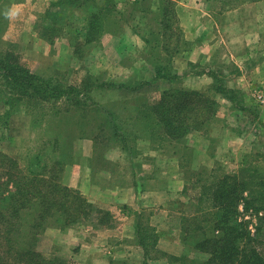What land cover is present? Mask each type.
<instances>
[{"label": "rangeland", "instance_id": "1", "mask_svg": "<svg viewBox=\"0 0 264 264\" xmlns=\"http://www.w3.org/2000/svg\"><path fill=\"white\" fill-rule=\"evenodd\" d=\"M30 1L36 3V7L32 10L35 13L33 15L35 23L29 20L26 25H22L20 19L24 10L19 4L22 2L28 4L27 2ZM45 1L51 2L52 0H4L0 5V21L3 22L2 31L0 30V50L17 52L22 62L32 72L43 77H51L54 83L59 81L65 85L80 86L81 84L86 88V94L90 96L88 100L91 104L90 111L86 118L82 119L80 108L73 105L68 106L65 100L59 103V107L53 101L46 102L45 108L34 106L28 109L23 105L18 106L12 112L9 124L5 128L2 127L0 132L5 135L1 149L18 159H23L29 153L39 152L45 141L56 134L61 133L63 137L71 134L72 138L67 143L62 142L58 151L59 153L62 149H66L69 152L67 156L69 161L62 172V181L78 189L84 197L91 201V195L95 197L97 194L90 192L89 184L96 178L99 179L96 182L100 201L91 202L98 208L112 212L114 226L118 228L105 227V224H101L93 217L71 225L54 224L40 236L38 249L48 256H58L74 264H149V260L160 252L159 238L155 244L149 240L152 243L148 247H143L140 244V234L137 232V237L135 236L137 246L133 255L127 258L111 252L113 242L119 238H130V235H127L131 231L132 224L136 226V230L147 226H172L182 223L183 214L191 213L192 218L204 214V211L197 209L199 201L197 203L195 200L199 196L200 184L192 186V180L200 177L205 182L206 180L209 182L214 177L219 178L224 174H240L244 168H249L255 176L253 181H262L264 178V105H259L255 101L256 90L254 88L230 89L231 91L225 92L226 95H224L234 102L225 108L229 115L222 119L216 116L208 127V132L196 131L180 141L171 140L163 135L161 137L158 134L153 135L146 123L137 119L140 105L148 97L156 96L162 90L182 88L181 79L178 78V81L171 86L156 82L140 90L128 86L153 80L157 74L154 64L172 65L173 58L168 61L166 57H171L174 45L178 42L179 34L175 27L181 26L180 20L171 19L173 26L171 32L166 35L165 19L161 8L164 5L160 0H148L153 12L147 19H143L141 12L136 10L135 0H118V8L124 11L125 18L120 20L119 25L116 26L117 31L105 33L93 50L90 51V47L85 46L81 48L79 54H75L72 45L76 34L74 31L77 27L81 28L84 25V17L87 13L83 10H75L70 19V27L65 28L66 32L57 36L55 43L51 44L40 34L46 11ZM177 1L180 0H176V5ZM249 1L256 0H206V3L210 6H218L219 2H222L232 8ZM133 12L135 15L132 14ZM255 12L254 9V17ZM14 26L18 27L19 31L12 32ZM138 27L146 33L153 30V34H150L154 39L152 45L143 43V47H134V43L130 41H126L125 44L123 41L120 42V38L125 34L123 32L138 33ZM22 31L38 32L37 35H40L42 40L31 44L30 41L28 42L30 35L28 37L25 33L23 42L20 40L18 42V39L15 40L16 33ZM106 35L109 38L114 36V47L105 48L102 42ZM181 37L183 38L184 34H181ZM46 42L51 44L48 49L54 55L51 57L53 59H48L50 62H47L48 60L44 62L43 57L34 56L32 53L42 51ZM27 43L33 45L31 51L26 50ZM127 43H132V49L129 48L126 55L120 58L118 53L122 48L121 44L124 46ZM179 45L182 49L192 46L191 43L188 44L183 40ZM111 48L116 52H113ZM228 67L232 68L231 65ZM165 72H168V69ZM91 80L95 82V85L90 91L88 88L91 86L89 87L87 83ZM104 82H112L116 86H96ZM118 84H124V86ZM219 85H222L221 79H216L214 88L206 89L204 92L211 98H215ZM67 106L71 108L68 112L65 109ZM217 108V110L220 109L219 104ZM58 109H61L60 115L67 117V120L60 121L62 118L55 115L54 111ZM243 109L245 111L241 112ZM107 110L112 113L108 114ZM228 128H235L242 136L237 139L224 137ZM96 134L100 135L97 141L93 139ZM103 134L106 136H102ZM150 146L163 150V154L159 155L156 161L161 165L157 173L159 174L158 180L162 182L161 187H172L174 190L179 188L181 192L178 193L179 195H176V191L174 192L169 205L162 206V208L158 206L153 209L142 208L144 211L136 213L134 209L138 207L127 204V200L134 196L132 182L135 181L139 172L142 175H152L156 172L151 168V162L143 161L141 167H134V163L142 160L144 156L143 154L140 156L139 150ZM51 148L50 145L46 146L45 157L47 153H51ZM169 156L178 157L180 162L183 161L184 167L171 174L168 168ZM82 179L83 184L80 189L75 183ZM113 186H118V188H113ZM186 186H188L187 189ZM253 186L260 198L264 187L260 183H254ZM145 187L151 189L156 185L154 182H147ZM116 189L119 193L115 192ZM131 190L133 195H131ZM258 204L262 202H250V206L247 204L249 208L247 211L243 201L238 205L239 220L246 222L252 237L257 238V244L260 241L264 242V222L260 217L264 215V210H261L258 215L255 214ZM129 213L131 215H128ZM261 226V231L256 233V229ZM156 234L159 236L158 233ZM133 244L125 246L129 247ZM140 251L144 255L143 261L139 260ZM195 260L202 259L196 257ZM174 264L188 263L174 262Z\"/></svg>", "mask_w": 264, "mask_h": 264}, {"label": "trees", "instance_id": "2", "mask_svg": "<svg viewBox=\"0 0 264 264\" xmlns=\"http://www.w3.org/2000/svg\"><path fill=\"white\" fill-rule=\"evenodd\" d=\"M162 16L165 19V34L171 32L173 22L179 20L176 12V0H160ZM136 10L140 11L143 19L152 14L148 0H135ZM118 0H52L46 8L43 26L40 34L51 44L55 43L57 36L64 34L65 28L70 27V19L75 10H83L84 25L77 27L75 39L72 42L74 53L79 54L81 48L97 44L102 36L114 32L125 13L118 8ZM133 9V11H136ZM71 13L68 14L67 13ZM135 15V13H132ZM85 15V14H82ZM2 21H0V30ZM161 23H163L161 21ZM40 24V23H39ZM41 24V25H42ZM137 28L147 45H152L154 39L150 34ZM178 42L174 45L171 57L172 65L154 64L157 71L153 80L140 82L139 85L128 86L140 90L145 86L153 85L154 81L164 78L177 81L179 75L174 71L173 62L176 55L190 49H182L180 42L186 41L181 37V26L175 27ZM2 31V30H1ZM117 31V30H116ZM115 33V32H114ZM159 41V40H156ZM180 41V42H179ZM163 60V58H162ZM168 69V72L165 70ZM92 90L95 82L87 83ZM116 86L112 82L96 84V86ZM119 86H124V84ZM128 85V84H125ZM86 88L79 85H65L51 77H43L32 72L17 52L0 50V132L2 127L9 124L14 110L21 105L28 109L34 106L46 107V102L53 101L59 107L63 100L67 105L79 107L80 117L86 118L91 104ZM231 91L222 85L217 92L224 95ZM66 107L68 112L71 108ZM218 102L204 91L188 88H168L158 92L156 96L148 97L137 113V119L143 120L153 135L166 136L174 141H180L193 132H208V127L217 116ZM108 114L110 110H107ZM60 121L67 117L60 115L61 109L54 111ZM79 121H81L79 119ZM110 121V119H109ZM118 135V134H116ZM100 135L93 136L95 141ZM102 136H106L103 134ZM151 138L152 135L150 134ZM5 135L0 134V264H74L64 261L58 256H48L38 249L40 236L48 227L71 225L76 222L94 218L105 227H113L114 219L110 211L98 208L75 188L62 181V172L68 164L69 152L61 148L62 142L67 143L71 134H56L46 140L39 152L29 153L26 158L18 159L1 149ZM105 138V137H104ZM52 146L51 153L44 156L46 146ZM181 166L184 167L183 161ZM200 176V175H198ZM212 177V176H211ZM255 176L249 168H244L240 174H224L219 178L205 182L203 178L192 180V186L200 184L199 196L195 199L204 214L191 217V213L182 216L183 239L200 252L209 257L205 260L190 259L186 256L175 257V262L188 264H264V242L256 243L246 222L239 220L238 205L244 202L247 211L250 202L260 201L255 214L264 210V192L258 198V191L253 186L260 183L264 187V178L254 182ZM188 186H186L187 189ZM264 222V215L260 216ZM248 223V222H247ZM102 226V225H101ZM138 226V225H137ZM139 227V226H138ZM262 226L256 229L259 233ZM258 231V232H257ZM140 234V244L148 247L150 243L158 241V235L153 227L137 229ZM149 240H152L151 242ZM258 242V241H257ZM148 251V250H147ZM146 251V252H147ZM188 258V260H187Z\"/></svg>", "mask_w": 264, "mask_h": 264}, {"label": "crops", "instance_id": "3", "mask_svg": "<svg viewBox=\"0 0 264 264\" xmlns=\"http://www.w3.org/2000/svg\"><path fill=\"white\" fill-rule=\"evenodd\" d=\"M3 2L4 0H0V5ZM27 3L22 2V4H19L24 10V14L20 19V24L22 25H26V22L29 20H32L33 24L35 23L33 19L35 13L32 10L36 7V3L31 1ZM49 4V1L44 2L46 8ZM25 8L27 9L25 10ZM254 9L256 10L255 17ZM176 11L184 38L192 44L188 51L176 55L173 62L174 71L179 75L182 86L188 89L205 91L206 89L214 88L216 79H221L222 86L228 89L236 90L243 88L246 90L254 88L256 90V95H254L255 101L259 105H264V102H260L261 100L257 96L258 91L264 90V0L249 1L232 8L226 3L222 4V2H219L218 6H210L206 3V0H180L177 1ZM17 28L16 26L12 27V32L19 31ZM25 33L28 34V37L30 35L28 42L30 41L31 44H35L36 41H40L41 39L40 35H37L38 32L22 31L21 33H16L17 37L15 40L18 39V42L19 40L23 42V35ZM123 33L125 34L120 38V42L123 41L124 44L126 41H130L134 43V47H143V43H146L143 37L134 31ZM114 39V36L109 38L106 35L102 42L105 48L114 47ZM30 43L26 44V50L28 51H31V48H33V45ZM132 43H127L124 46L121 44L122 48L118 53L120 58L122 55H126L125 53L129 48L132 49ZM97 46L98 43H94L88 47H90L91 51ZM23 47L25 48V46ZM49 47H51V44L46 42L43 45L42 51L39 50L36 53L35 51L32 53L34 56L43 57V61L45 62L48 59H53L51 57L54 56L48 49ZM102 48L104 47L102 46ZM111 50L116 52L112 48ZM47 62L50 61L48 60ZM229 65L232 66L231 69L228 67ZM44 72L42 74L46 75ZM154 82L171 86L176 81L159 78ZM215 98L220 106L217 116L222 119L226 115H229L227 109H225L226 106H230L234 102L217 91ZM244 111L245 109L241 110V112ZM226 130L224 137L237 139V137L242 136L235 128H228ZM139 151L140 156L142 154L144 156H142V160L134 163V167H141L143 161L151 162V168L154 169L156 174L142 175L139 172V175L135 177V181L132 182L131 186L134 196H131V199L127 200V204L138 207L134 209L136 213L144 211V208L153 209L155 206L162 208V206L169 205L174 192H177L176 195L181 192L179 188L178 190H174L172 187H161L162 182L158 180L159 174H157L161 165L157 164L156 161L158 160V156L163 154L162 149L150 146ZM168 160L170 161L168 168L171 174L182 167L178 157L169 156ZM96 180L98 181L99 179L96 178ZM96 180L89 184V188L91 193L97 194L95 197L91 195V201L98 203L100 201V193L97 190L98 183ZM147 182H154L156 187L147 189L145 187ZM155 182H159V184H155ZM184 182L183 184L185 185ZM75 184L82 189L83 179ZM115 187L118 188V186H113V188ZM133 191L131 195H133ZM115 192L119 193L117 189ZM128 215L131 214L129 213ZM160 226H153L155 233L159 234L158 247H160V252L149 260V264H174L175 257L183 256L190 259L201 257L202 260L209 257L208 254L200 252L183 239L182 224ZM113 228L118 227L115 225ZM123 229L125 230L126 226ZM127 236L130 238H119L116 242H113L111 250L113 254H121L127 258L133 255L137 246L135 245V236L137 237L135 225L132 224L131 231L128 232ZM127 244L133 245L129 247L125 246ZM140 253L139 260L143 261L144 255L141 251Z\"/></svg>", "mask_w": 264, "mask_h": 264}, {"label": "built area", "instance_id": "4", "mask_svg": "<svg viewBox=\"0 0 264 264\" xmlns=\"http://www.w3.org/2000/svg\"><path fill=\"white\" fill-rule=\"evenodd\" d=\"M257 96L262 102H264V90H262L260 92L258 91Z\"/></svg>", "mask_w": 264, "mask_h": 264}]
</instances>
